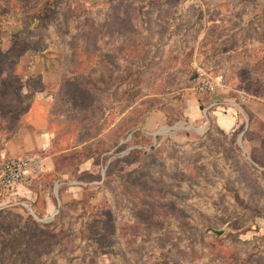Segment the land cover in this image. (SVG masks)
Segmentation results:
<instances>
[{
  "label": "rangeland",
  "instance_id": "obj_1",
  "mask_svg": "<svg viewBox=\"0 0 264 264\" xmlns=\"http://www.w3.org/2000/svg\"><path fill=\"white\" fill-rule=\"evenodd\" d=\"M0 112L71 153L0 208V264H264V0H0Z\"/></svg>",
  "mask_w": 264,
  "mask_h": 264
},
{
  "label": "crops",
  "instance_id": "obj_2",
  "mask_svg": "<svg viewBox=\"0 0 264 264\" xmlns=\"http://www.w3.org/2000/svg\"><path fill=\"white\" fill-rule=\"evenodd\" d=\"M202 114H204V112L199 107L197 97L192 94L185 95L183 105L184 122L195 123ZM165 119L163 113L151 112L146 117L144 129L146 132H153L156 128L164 125ZM216 119L218 123L222 121L220 123L231 125L230 120H228L226 116L220 118L218 115ZM50 128L51 129L46 127L43 128V126H39L32 121L30 122V120L28 121L24 114H19V117L17 116V122L14 121L12 126L6 121H0V158L35 152L44 157L47 164L46 171H54L56 167V163L53 160L54 155H68L69 153H67V149L58 150L59 148H56L54 127ZM7 132L11 133L8 135ZM69 155H71V153ZM27 186L28 185L18 187L13 195L23 193L32 199V189ZM45 206V211H50L52 202H48Z\"/></svg>",
  "mask_w": 264,
  "mask_h": 264
},
{
  "label": "built area",
  "instance_id": "obj_3",
  "mask_svg": "<svg viewBox=\"0 0 264 264\" xmlns=\"http://www.w3.org/2000/svg\"><path fill=\"white\" fill-rule=\"evenodd\" d=\"M226 87L222 73H201L192 84L191 89L197 94H214ZM243 99L244 96L241 95ZM210 101L208 107L215 105ZM46 170L43 156L29 152L21 156L4 159L0 164V208L11 205L10 197L17 186L31 184L42 172Z\"/></svg>",
  "mask_w": 264,
  "mask_h": 264
},
{
  "label": "trees",
  "instance_id": "obj_4",
  "mask_svg": "<svg viewBox=\"0 0 264 264\" xmlns=\"http://www.w3.org/2000/svg\"><path fill=\"white\" fill-rule=\"evenodd\" d=\"M53 7H54V4H51L47 8H45L44 11L47 12V13L48 12H52ZM39 14H41V13H39ZM48 17H49V15H46V16L39 15V16L35 17L34 20H32L30 22L23 23L21 27L22 28H27V27L30 28V26H31L33 28H38L44 23L45 18H48ZM196 78H197V75H194V73H192L188 78H186L187 85H189V86L191 85L192 86V84L195 82ZM207 96H208L207 94H200L197 97L198 104H199L200 108L204 107V101L207 98ZM206 113H209V109L206 110ZM0 115H2L1 112H0ZM4 117L5 118H9V117H6V116L2 115V120L1 121H6V119ZM136 127H137V124H135L134 126H132V124H129V127H128L127 131L132 132L133 130L136 129ZM135 132H136V130L131 133V136H132L131 138H133ZM10 133L11 132H7L8 135Z\"/></svg>",
  "mask_w": 264,
  "mask_h": 264
},
{
  "label": "water",
  "instance_id": "obj_5",
  "mask_svg": "<svg viewBox=\"0 0 264 264\" xmlns=\"http://www.w3.org/2000/svg\"><path fill=\"white\" fill-rule=\"evenodd\" d=\"M217 234H219V232H217Z\"/></svg>",
  "mask_w": 264,
  "mask_h": 264
}]
</instances>
